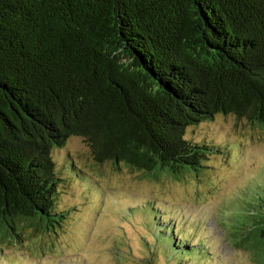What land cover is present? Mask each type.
<instances>
[{
	"label": "trees",
	"instance_id": "trees-1",
	"mask_svg": "<svg viewBox=\"0 0 264 264\" xmlns=\"http://www.w3.org/2000/svg\"><path fill=\"white\" fill-rule=\"evenodd\" d=\"M220 114L264 128V0H0V246L65 217L54 199L81 170L53 155L70 138L179 178L230 151L186 138ZM240 201L230 237L264 264V194ZM151 229L172 264L209 255L173 223Z\"/></svg>",
	"mask_w": 264,
	"mask_h": 264
},
{
	"label": "rangeland",
	"instance_id": "rangeland-1",
	"mask_svg": "<svg viewBox=\"0 0 264 264\" xmlns=\"http://www.w3.org/2000/svg\"><path fill=\"white\" fill-rule=\"evenodd\" d=\"M186 138L231 149L210 155L198 172L154 178L99 164L81 137L70 138L53 155L58 168L70 160L81 170L80 180L65 182L54 199L65 217L36 232L26 229L17 243H3L0 264H149L152 257L172 264L154 244L155 223H173L177 240L182 233L190 245L210 247L201 264H261L253 247L230 236L246 221L240 200L264 194L257 186L264 182V128L220 114L188 127Z\"/></svg>",
	"mask_w": 264,
	"mask_h": 264
}]
</instances>
